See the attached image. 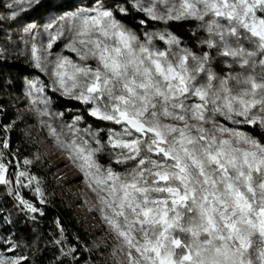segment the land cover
I'll return each mask as SVG.
<instances>
[{"label":"snow or ice","instance_id":"snow-or-ice-1","mask_svg":"<svg viewBox=\"0 0 264 264\" xmlns=\"http://www.w3.org/2000/svg\"><path fill=\"white\" fill-rule=\"evenodd\" d=\"M7 7L15 20L61 5L13 0ZM132 8L165 24L199 21L210 51L197 55L167 31L145 32L141 40L117 18V12L128 14L120 0H95L66 13L48 25L55 32L47 48L68 35L67 47L80 62L57 56L54 90L90 106L88 115L120 130L109 128L105 143L92 128L79 127L82 117L76 116L62 124L66 133L47 125L51 134L96 193L101 217L118 241L115 251L127 264H264V143L242 130H264V0H132ZM156 39L168 47H155ZM212 51L228 67L238 64L252 72L243 79L218 75ZM32 57L37 68L48 70L35 44ZM233 81L242 85L239 90ZM43 92L37 82L29 84L39 114L54 118ZM8 148L5 139L2 149ZM2 149L0 184H6ZM105 150L113 158L108 165L99 159ZM113 163L133 167L118 172ZM15 175L22 187L36 180L27 171ZM35 194L45 203L38 183ZM15 195L28 211H38L18 189ZM21 259L0 255V264Z\"/></svg>","mask_w":264,"mask_h":264},{"label":"trees","instance_id":"trees-1","mask_svg":"<svg viewBox=\"0 0 264 264\" xmlns=\"http://www.w3.org/2000/svg\"><path fill=\"white\" fill-rule=\"evenodd\" d=\"M12 2L13 0H0V146L3 140L9 141V148L3 149L2 162L7 163L6 156L11 159V165L7 169L9 182L0 184V255L6 258H23L21 264H100L96 251L92 248L96 231L81 215L79 202L72 198L67 190L72 182L65 184L54 176V168L40 148L34 144L35 137L29 129L39 124L23 112L28 105V108L39 115L46 126L52 125L58 133L67 132L66 128H62V124H71L76 116H81L79 127L92 128L105 143L109 128L120 130L110 122L99 121L88 115L89 106L69 99L54 90L51 78L54 76L37 68L31 59V46L34 43L38 44L35 37H42L48 43L50 31L55 32V29L48 28L49 24L55 25L66 13L91 7L95 0H48L61 7L51 11H29L22 13L15 20L8 18L11 10L7 6ZM120 3L128 8V14L124 16L117 12V18L121 19L122 23L130 31L135 32L141 40L144 39L145 32L167 31L182 41L180 45L182 48H189L197 55L210 51L202 43L207 39L208 34L200 27L199 21L190 19L169 21L165 24L162 21L149 20L143 13L136 12L132 8V0L127 2L120 0ZM142 19L146 20L145 24L140 23ZM26 28H30L31 31H25ZM35 32H40V35H36ZM70 42L68 35L54 42L53 48L48 50L53 63L58 55L80 62L76 53L67 47ZM244 43L249 49L253 47L247 41ZM153 44L160 50L168 47L159 39L154 40ZM212 55L214 57L212 67L220 76L228 73L234 76L240 74L243 79L252 72L251 68L241 69L238 64L228 67L223 58L216 56L215 51H212ZM88 63L95 66V61ZM255 72L259 78L261 69L257 67ZM33 81L37 82L38 87H44V92L39 95L49 100V109L55 114L54 118L41 116L37 110L41 106L33 104V100L38 98L36 93L28 94L29 84ZM241 86L233 81L234 90H239ZM40 130L43 132L40 133V137L44 135L48 138L49 127L46 129L42 126ZM242 130L264 143V130L259 126L255 129L243 126ZM61 138L64 139L63 136ZM49 139L57 143L56 136H50ZM92 144L95 145V141H92ZM65 152L68 153L66 150ZM99 159L101 163L108 165L113 158L105 150L99 155ZM25 160L31 163L26 165ZM16 164L21 171H27L31 176L36 177L30 187H22L15 183ZM111 166L118 172L133 167L132 164L125 166L114 163ZM22 183L28 184V179L22 178ZM37 183L44 193L45 203H40L39 197L35 194ZM17 189L23 199L37 207V212H30L20 204L15 195ZM13 245L14 250L9 251ZM72 248L76 249L75 253L65 255Z\"/></svg>","mask_w":264,"mask_h":264},{"label":"rangeland","instance_id":"rangeland-1","mask_svg":"<svg viewBox=\"0 0 264 264\" xmlns=\"http://www.w3.org/2000/svg\"><path fill=\"white\" fill-rule=\"evenodd\" d=\"M176 3L178 4L179 0H176ZM39 33L40 32H35L36 35H40ZM39 39H41L42 42L39 43ZM35 40H38V44H34L39 49V55L42 57V61L44 64H46L48 69L44 72L51 74V70L54 67L55 61L53 63L48 55V43L42 37H35ZM32 46L30 53L32 62L35 65V61L32 57ZM45 57L46 59H44ZM51 78L52 81L55 79V77ZM57 92L61 94L60 91ZM23 110V112L28 114L31 120L35 122L37 121L39 124L37 127L32 126L29 127V129L32 131L35 137L34 144L40 148V151L47 157V159H49L50 164L54 168V176H56L61 182H64L65 184L72 182L67 190L71 197L79 202V210L82 213L81 215L84 216L86 222L90 224L91 228L96 231V237L93 240L92 248L96 251L100 264H127V257L122 253L115 251L118 246V241L116 237L110 232L108 225L102 219L101 213L97 207L96 193L91 188H89L83 172H81L76 164H74L73 161L69 159V154L65 152L64 148L49 139L50 136H53L50 131L49 133L47 132V134H49L48 138L46 136L44 137V135L40 137V133H43L40 130L42 126H44L46 129L48 128L40 116L29 109L28 105ZM0 149H2V145L0 146ZM6 161L7 163L5 164L8 165L9 168L11 165V159L6 156ZM77 163H79V161H77ZM16 169V173L17 171H21L18 164H16ZM5 177L7 179V171L5 172ZM15 183H17L16 175ZM254 239L256 238L254 237Z\"/></svg>","mask_w":264,"mask_h":264}]
</instances>
